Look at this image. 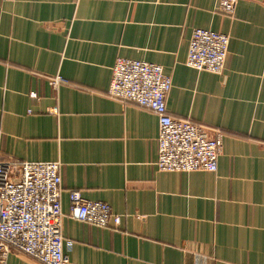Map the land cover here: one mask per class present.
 Returning <instances> with one entry per match:
<instances>
[{"label": "crops", "instance_id": "obj_1", "mask_svg": "<svg viewBox=\"0 0 264 264\" xmlns=\"http://www.w3.org/2000/svg\"><path fill=\"white\" fill-rule=\"evenodd\" d=\"M219 2L0 0V161L60 162L69 264H264V0ZM194 28L228 35L221 73L186 65ZM118 57L160 65L168 114L220 133L215 172L157 169L156 115L106 94ZM71 190L120 223L72 217Z\"/></svg>", "mask_w": 264, "mask_h": 264}, {"label": "built area", "instance_id": "obj_2", "mask_svg": "<svg viewBox=\"0 0 264 264\" xmlns=\"http://www.w3.org/2000/svg\"><path fill=\"white\" fill-rule=\"evenodd\" d=\"M235 0H220L219 10L231 13ZM229 37L210 29L194 28L189 37L186 65L221 73ZM56 88L60 76L50 78ZM170 76L158 64L118 57L112 68L107 96L132 102L156 115L158 155L155 165L167 172L217 169L222 138L202 125L174 119L167 112ZM32 95H34L32 93ZM60 162L0 161V263L11 253L39 264H69L63 251ZM70 215L98 227L120 223L121 216L108 203L69 192Z\"/></svg>", "mask_w": 264, "mask_h": 264}]
</instances>
